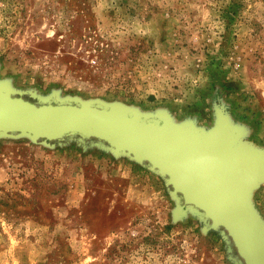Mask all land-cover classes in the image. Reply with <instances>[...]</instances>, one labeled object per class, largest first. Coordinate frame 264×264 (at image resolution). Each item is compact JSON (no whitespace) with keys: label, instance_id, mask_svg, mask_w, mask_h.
<instances>
[{"label":"rangeland","instance_id":"obj_1","mask_svg":"<svg viewBox=\"0 0 264 264\" xmlns=\"http://www.w3.org/2000/svg\"><path fill=\"white\" fill-rule=\"evenodd\" d=\"M0 82L206 131L220 110L264 151V0H0ZM169 191L94 142L0 136V264H242ZM249 203L264 222V182Z\"/></svg>","mask_w":264,"mask_h":264},{"label":"water","instance_id":"obj_2","mask_svg":"<svg viewBox=\"0 0 264 264\" xmlns=\"http://www.w3.org/2000/svg\"><path fill=\"white\" fill-rule=\"evenodd\" d=\"M153 117L119 103H34L0 82V136L45 143L77 137L125 156L162 177L170 195L181 199L175 215L199 213L209 228L226 233L242 264H264V222L249 203L264 182V151L251 146L233 154L230 149L247 143L220 110L207 131L176 124L165 113Z\"/></svg>","mask_w":264,"mask_h":264},{"label":"bare ground","instance_id":"obj_3","mask_svg":"<svg viewBox=\"0 0 264 264\" xmlns=\"http://www.w3.org/2000/svg\"><path fill=\"white\" fill-rule=\"evenodd\" d=\"M250 144H240L234 149H230L233 154H238L240 152H248L250 150Z\"/></svg>","mask_w":264,"mask_h":264},{"label":"crops","instance_id":"obj_4","mask_svg":"<svg viewBox=\"0 0 264 264\" xmlns=\"http://www.w3.org/2000/svg\"><path fill=\"white\" fill-rule=\"evenodd\" d=\"M135 174L133 173L132 170H128V169H123V172L121 174V176L126 177L127 179H130L131 177H133Z\"/></svg>","mask_w":264,"mask_h":264}]
</instances>
